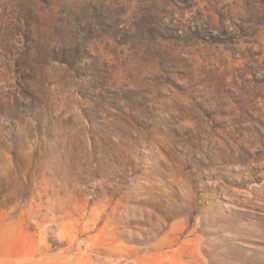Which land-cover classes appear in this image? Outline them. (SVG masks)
<instances>
[{
    "label": "rangeland",
    "instance_id": "1",
    "mask_svg": "<svg viewBox=\"0 0 264 264\" xmlns=\"http://www.w3.org/2000/svg\"><path fill=\"white\" fill-rule=\"evenodd\" d=\"M0 264H264V0H0Z\"/></svg>",
    "mask_w": 264,
    "mask_h": 264
}]
</instances>
